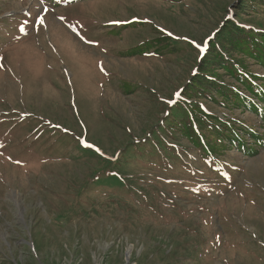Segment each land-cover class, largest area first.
<instances>
[{
    "label": "rangeland",
    "instance_id": "374dc122",
    "mask_svg": "<svg viewBox=\"0 0 264 264\" xmlns=\"http://www.w3.org/2000/svg\"><path fill=\"white\" fill-rule=\"evenodd\" d=\"M230 22L264 34V0H0V264H264L258 96L192 87ZM189 104L225 126L217 166L171 131Z\"/></svg>",
    "mask_w": 264,
    "mask_h": 264
},
{
    "label": "trees",
    "instance_id": "16d2710c",
    "mask_svg": "<svg viewBox=\"0 0 264 264\" xmlns=\"http://www.w3.org/2000/svg\"><path fill=\"white\" fill-rule=\"evenodd\" d=\"M230 30H224L220 35V44L223 48H226L229 55H225L223 51H219L217 49V43L213 42L211 44L210 56L208 57L207 63L204 67H208L207 70L203 69L202 73L195 79L192 84L194 88V95H198L200 93L201 99H206L203 96L204 93H208V95L213 99V101L223 104H237V105H245L247 101L251 99L248 98L244 90L248 91L250 95L258 96L259 102L261 104L260 112H264V77H260L249 71V65L247 64V59H252L258 62L261 66L264 67V34L258 33L255 31H246L241 26L230 22L228 27ZM226 28V29H227ZM240 55L241 57L238 58L236 56ZM213 67V68H211ZM225 71L226 75L230 76L231 78L236 80V83H239L245 88L244 90L241 89L240 86H236L235 89L228 88L225 82L221 79L219 80H210L206 76L214 77V78H224L222 75L218 74V70ZM263 83H262V82ZM260 82V83H259ZM236 90V91H235ZM241 92L244 98L240 97L238 94ZM212 93L216 96V100ZM193 94H189L188 98L192 99ZM220 99V100H219ZM248 106V105H247ZM181 120H176L174 122V128L172 132H181L185 135L187 140L191 142L193 146H195L198 150L204 152L202 157L203 159L211 162L210 165L217 166L216 162H219L221 157L218 155L220 154V150L224 148V142L226 140L225 135V126H222L221 121L216 119V117L208 114L202 109L199 105L196 104H189L186 108L181 107ZM257 109L255 108L254 111ZM229 125V123H227ZM226 125V124H225ZM226 128L229 130V128ZM179 126V127H178ZM178 127V128H177ZM177 129V131H176ZM254 128L250 129L253 131ZM233 127L229 130L232 132ZM237 131V129H236ZM255 131V130H254ZM257 132V131H256ZM207 133L209 134L207 136ZM258 133V132H257ZM254 133L253 135L259 138V135ZM236 135V133H234ZM237 136V135H236ZM148 139V138H147ZM150 146H152L154 142V150L157 149L155 141H150ZM214 139V143H210L209 141ZM231 140H234L230 138ZM254 139V138H253ZM164 142V141H163ZM140 143V142H139ZM232 144L241 146L243 150L247 149L248 146L246 143L241 144L239 141H233ZM168 145L166 142L163 143L162 148H166ZM171 147V146H170ZM133 148V145H128V151ZM127 151V150H126ZM172 153L171 148H169L168 154ZM157 157L161 160L163 159V155L157 152ZM181 156V155H179ZM140 160L143 162H147L152 165H158L159 167L161 164L153 162L151 160H146V156H142ZM178 158V157H177ZM214 162V163H213ZM154 163V164H153ZM204 164L207 162L204 161ZM146 165V164H145ZM150 165V166H152ZM216 168V167H215ZM98 180L100 182L106 183L105 185H118L120 187H124V178L120 176V173L115 171L108 172L107 176L99 177ZM192 189V196L199 197L198 195L202 194V188L194 186Z\"/></svg>",
    "mask_w": 264,
    "mask_h": 264
}]
</instances>
